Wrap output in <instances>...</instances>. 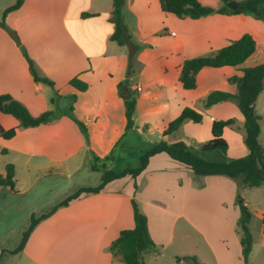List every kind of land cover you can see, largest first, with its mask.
<instances>
[{
  "label": "crops",
  "instance_id": "0c3cea01",
  "mask_svg": "<svg viewBox=\"0 0 264 264\" xmlns=\"http://www.w3.org/2000/svg\"><path fill=\"white\" fill-rule=\"evenodd\" d=\"M201 1L221 4V0ZM15 2L0 0V93L11 94L33 115L49 109L63 113L46 123L19 127L14 115L0 111L4 128L17 127L11 138L0 136V151L7 148L0 154V174H6L8 163L15 167L14 188L0 185L5 199L25 197L43 179H70L92 158L89 149L100 157L112 153L109 161L113 163L124 158L134 147L132 133L149 134L150 142L182 140L195 148L212 137L213 120L234 117L235 124L224 128L229 143L224 158L248 153L245 117L238 103L227 99L206 107L203 99L214 89L237 93V83L229 78L264 62L263 19L248 13L219 12L181 18L162 10L159 0H124V22L134 42L143 45L132 59L128 87L136 97L135 124L127 129L118 84L126 79L130 47L111 39L113 0H24L5 17L6 26L17 32L20 43L1 23L4 10ZM83 12L93 15L84 17ZM247 32L254 37L256 50L243 63L205 66L197 74L195 88L183 86L179 77L186 58L208 54ZM22 47L39 75L54 85L34 79ZM75 76L88 83L86 90L70 83ZM73 94H77L75 100ZM71 104L74 116L87 126L88 143L68 112ZM185 106L201 111L203 120H187L178 130L164 134ZM230 138L237 153H230ZM200 179L203 184L198 187ZM236 192L237 183L229 176H197L167 153H157L135 177L128 174L112 180L99 192L81 195L42 219L23 249L15 252L17 246L5 247V233L0 232V264L8 251L18 253L24 264H127L109 246L122 229L135 226L132 198L147 215L149 233L160 245L144 254L145 264H192L177 259L185 255H195L200 264H245L236 229L241 214ZM0 204L7 202L0 199ZM180 220L184 227L179 230V244L165 254ZM192 230L196 236L190 237ZM247 264H264L263 225L253 239Z\"/></svg>",
  "mask_w": 264,
  "mask_h": 264
},
{
  "label": "trees",
  "instance_id": "16d2710c",
  "mask_svg": "<svg viewBox=\"0 0 264 264\" xmlns=\"http://www.w3.org/2000/svg\"><path fill=\"white\" fill-rule=\"evenodd\" d=\"M23 1L24 0H16L15 3L4 10L1 23L6 28H8L5 24L7 13L18 8ZM159 2L162 10L172 12L181 18H199L219 12L227 14L248 13L264 20V0H221L219 6L205 4L201 0H159ZM123 6L124 0H113V10L109 18L115 26L111 34V39L120 45H128L130 47V64L126 73V79L118 84L121 93H123L124 85L129 83V77L133 73V56L143 47V45L134 42L133 36L127 29L124 22ZM82 15L86 17L93 14L83 12ZM22 49L29 62V68L34 79L54 85L51 79L39 75L34 60L29 56L25 47H22ZM255 50L256 42L254 37L248 32L244 33L238 39L208 54L186 58L183 62L179 79L185 88H195L197 86V74L203 67L240 65L251 56ZM229 80L237 83L239 88L237 93H232L223 89H214L203 99V104L209 107L214 103L227 99L235 100L238 103L245 117L244 141L249 149L247 154L234 158L226 157L224 159H208L199 154L200 152L219 149L227 156L229 143L224 136V128L235 124L236 119L234 117L213 120L211 128L212 137L201 142L195 148L189 146L182 140L175 142L160 140L154 142L149 148L145 149L140 156L139 165L125 167L121 170H116L114 168L106 169L102 174L101 182L97 186L80 188L43 215L36 216L32 214L31 223L24 231L22 240L14 251L16 252L23 249L30 233L36 225L42 219L53 214L59 207L68 205L71 201L80 197L82 193L92 194L99 192L112 180L128 174L135 177L147 166L150 157L157 153H167L171 158L187 165L197 176L222 174L238 180L241 184L248 187L262 185L264 183V146L259 141L261 125L260 115L255 108V101L264 88V62L244 68L243 75H233ZM70 83L78 90H86L88 88V83L78 76L71 78ZM76 97L77 94H73L71 99L75 100ZM54 99L55 97L53 100ZM124 102L126 107L127 129H131L135 124L134 112L136 108V97L132 95L128 98H124ZM0 111L14 115L19 120V127L35 126L46 123L59 117L63 113L62 111L49 109L43 111L39 115H33L23 102L14 98L9 93H0ZM73 111L74 106L71 104L68 108V112L81 127L86 142L88 143L87 126L83 121L74 116ZM187 120L200 123L203 120V113L191 106H185L181 113L168 123L167 128L164 130V134H170L178 130ZM16 132L17 127L4 128L0 124V136L11 138ZM6 152L7 148H3L0 154ZM88 154L97 160L111 159L112 156V153L105 157L95 156L94 152L90 149L88 150ZM14 175V164L8 163L6 165V174H0V185L9 186L13 189L15 186ZM236 202L241 212L239 225L242 230L241 242L243 245L244 262L247 264L253 243V237L249 229L252 211L244 197L239 193L236 196ZM132 204L135 226L133 228L122 229L120 234L111 242L109 249L113 255L120 256L127 264H145L144 254L146 252L155 251L158 246L149 233L147 215L140 209L138 202L134 198H132ZM177 259H186L192 264H200L195 255L177 256Z\"/></svg>",
  "mask_w": 264,
  "mask_h": 264
},
{
  "label": "rangeland",
  "instance_id": "374dc122",
  "mask_svg": "<svg viewBox=\"0 0 264 264\" xmlns=\"http://www.w3.org/2000/svg\"><path fill=\"white\" fill-rule=\"evenodd\" d=\"M256 110L260 115L261 125L259 141L264 146V89L257 97ZM132 134H134V140H137V142L135 140L133 144L134 147H132V150H129L126 147V150L128 149L127 154L124 153V158H117L114 163L110 162L109 159L97 160L96 158L92 157L83 165V167L79 171H77V173L72 175L70 179H66L63 177L56 178L54 180L43 179L32 191H30L23 198L10 196L8 199H5L6 195L0 194V199L7 202L6 205L0 204V232L5 233L3 234L4 236L2 235L5 240V247L11 250L19 245L22 240L24 231L31 223L32 212H34L33 214H35L36 216L43 215L50 211L59 202L78 191L80 188L97 186L101 182L102 174L106 169L114 168L116 170H121L125 167L139 165L140 156L143 154L145 149L149 147L150 144L155 142V140H151L150 142L149 134ZM156 140L159 141L160 139L158 138ZM230 141L233 146V138H230ZM230 153H237V148L235 145L232 147ZM199 154L208 159H222L225 157V154L219 149L213 151H204L200 152ZM235 182L237 183L236 196L239 193L249 201V206L253 215L251 224H249V229L253 231H251V234L254 239L255 236H258L260 227L263 225L264 191L261 190H264V184L262 188L259 189L256 187L245 186L238 180H235ZM202 184V179H200V182H198L197 185L199 187ZM84 194L85 193H82L81 195ZM180 222L181 220L178 222V226L175 231V238L166 249L165 254H170L175 246L179 244V230L180 227H184L183 225H180ZM236 229L242 237V230L239 225V219L236 223ZM192 235L196 236V233L193 230L188 232V236L191 237ZM18 261V253H11V251H8V253H6V255L3 257L1 264H15ZM19 263L24 264V260L21 259Z\"/></svg>",
  "mask_w": 264,
  "mask_h": 264
},
{
  "label": "water",
  "instance_id": "95a60500",
  "mask_svg": "<svg viewBox=\"0 0 264 264\" xmlns=\"http://www.w3.org/2000/svg\"><path fill=\"white\" fill-rule=\"evenodd\" d=\"M7 31H8L9 34L15 39V41H16L17 43H20V42H21V40H20V38H19L17 32H16L14 29H11V28L8 27V28H7ZM122 96H123L124 98H128V97L132 96V92H131V90L128 89V84H125V85H124V91H123V93H122Z\"/></svg>",
  "mask_w": 264,
  "mask_h": 264
}]
</instances>
